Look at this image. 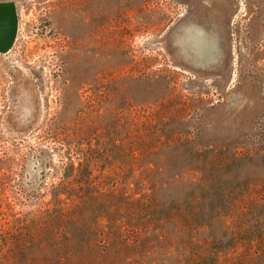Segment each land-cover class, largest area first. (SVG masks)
<instances>
[{"label":"rangeland","instance_id":"374dc122","mask_svg":"<svg viewBox=\"0 0 264 264\" xmlns=\"http://www.w3.org/2000/svg\"><path fill=\"white\" fill-rule=\"evenodd\" d=\"M1 2L17 18L0 51L3 236L43 173L42 151L59 165L50 133L72 128L92 104L129 116L154 99L178 100L169 111L184 121L167 127L199 130L197 142L244 157L264 149V0ZM263 164L254 158L239 172L256 176Z\"/></svg>","mask_w":264,"mask_h":264},{"label":"trees","instance_id":"16d2710c","mask_svg":"<svg viewBox=\"0 0 264 264\" xmlns=\"http://www.w3.org/2000/svg\"><path fill=\"white\" fill-rule=\"evenodd\" d=\"M173 104L184 105L161 97L129 116L92 104L53 130L59 165L42 151L0 264H264V164L239 172L264 149L199 143V130L167 127L184 121Z\"/></svg>","mask_w":264,"mask_h":264},{"label":"water","instance_id":"95a60500","mask_svg":"<svg viewBox=\"0 0 264 264\" xmlns=\"http://www.w3.org/2000/svg\"><path fill=\"white\" fill-rule=\"evenodd\" d=\"M17 27L15 7L10 3H0V51L7 50L13 42Z\"/></svg>","mask_w":264,"mask_h":264}]
</instances>
